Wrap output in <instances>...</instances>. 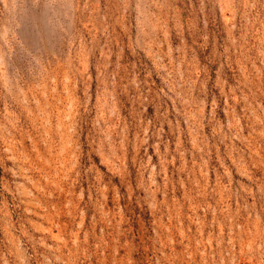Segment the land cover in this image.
I'll use <instances>...</instances> for the list:
<instances>
[{"label": "rangeland", "instance_id": "374dc122", "mask_svg": "<svg viewBox=\"0 0 264 264\" xmlns=\"http://www.w3.org/2000/svg\"><path fill=\"white\" fill-rule=\"evenodd\" d=\"M0 264H264V0H0Z\"/></svg>", "mask_w": 264, "mask_h": 264}]
</instances>
